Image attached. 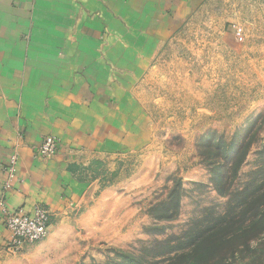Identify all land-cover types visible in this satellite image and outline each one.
Instances as JSON below:
<instances>
[{"label":"rangeland","instance_id":"obj_1","mask_svg":"<svg viewBox=\"0 0 264 264\" xmlns=\"http://www.w3.org/2000/svg\"><path fill=\"white\" fill-rule=\"evenodd\" d=\"M150 62L143 145L67 148L90 197L0 264H264V0H205Z\"/></svg>","mask_w":264,"mask_h":264},{"label":"crops","instance_id":"obj_2","mask_svg":"<svg viewBox=\"0 0 264 264\" xmlns=\"http://www.w3.org/2000/svg\"><path fill=\"white\" fill-rule=\"evenodd\" d=\"M204 1L0 0V197L28 213L48 207L46 240L92 193L65 150L102 159L143 145L134 85ZM46 135L59 142L51 159L35 152ZM13 152L4 191L2 165ZM6 236L0 219V258Z\"/></svg>","mask_w":264,"mask_h":264},{"label":"built area","instance_id":"obj_3","mask_svg":"<svg viewBox=\"0 0 264 264\" xmlns=\"http://www.w3.org/2000/svg\"><path fill=\"white\" fill-rule=\"evenodd\" d=\"M57 151L58 141L52 135L44 136L35 148L36 155L42 159L53 157ZM16 163L17 154L13 152L9 155L7 162L2 165V171L5 175L2 182L4 191L11 187ZM3 197H0V219L7 232L3 242L5 252L19 251L25 244L41 241L47 236L51 214L48 207L35 204L31 213H28L22 207H8Z\"/></svg>","mask_w":264,"mask_h":264},{"label":"trees","instance_id":"obj_4","mask_svg":"<svg viewBox=\"0 0 264 264\" xmlns=\"http://www.w3.org/2000/svg\"><path fill=\"white\" fill-rule=\"evenodd\" d=\"M262 203H263V206H264V184L262 183ZM121 258H124L125 260L124 261H115V263H112V264H141V263H138L136 262V259L135 258H126V257H121Z\"/></svg>","mask_w":264,"mask_h":264}]
</instances>
